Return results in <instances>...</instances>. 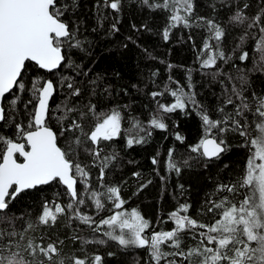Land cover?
<instances>
[{"label":"snow or ice","instance_id":"snow-or-ice-1","mask_svg":"<svg viewBox=\"0 0 264 264\" xmlns=\"http://www.w3.org/2000/svg\"><path fill=\"white\" fill-rule=\"evenodd\" d=\"M143 3L152 10L170 13L168 27L163 32L165 40L169 38L172 28L192 27V0H160L153 3L143 0ZM74 4L75 0L71 6L74 7ZM103 6L119 12L121 0H104ZM247 8V3L243 8H238L231 22L247 23L249 29H259L261 37L257 51L260 60L264 61V24L261 23L264 9L256 16L248 17L244 11ZM69 9L70 5L60 0H0V122L11 120L15 123L14 116H6L4 100L6 95L12 94L9 103L12 111H15L20 94L26 90L23 74L27 64L34 63L39 69L52 73L66 62L65 46L84 50L85 41L77 36L79 25L70 27L63 19ZM198 19L210 33L200 52V57L207 53L206 58L201 60V67L215 68L218 61L227 63L230 57L220 48L224 30L213 20L204 17ZM213 40L215 46L211 43ZM240 59H248V53L243 52ZM68 65L72 66L71 61H68ZM220 74L218 70L214 75ZM224 75L229 81L233 80L232 76ZM236 79L242 84L246 83L243 75ZM90 83L96 84V81ZM64 87L71 90L69 97L54 110L50 109L49 101L58 88ZM192 87L189 83L188 91H185L177 82L175 89L166 85L162 91L150 93L156 103V111L146 124L132 117L129 121L131 127L124 129L122 124L125 117L119 108L105 112L98 111L91 101L82 107L69 103L72 97L81 95V89L75 85L73 77L62 76L58 83L52 79L34 78L28 91L36 104L28 113V122L15 123L13 136L0 135V213L5 212L10 203L26 190L57 184L65 188L68 202L45 201L38 217L41 225L55 224L59 216H67L87 225L94 232L102 231L104 236L124 248H146L150 264H264V96L254 94L249 100L243 94V88L238 89L233 83L231 95H228L225 104L234 105V113H225L224 107H220L217 111L223 113L222 118L213 119L196 99ZM166 93L174 98L170 104L157 100ZM237 100L239 103H236ZM32 102V99L28 100L24 107L27 109ZM188 109L199 116L203 130L200 141L190 146L191 152L209 160L219 158L229 147L223 139L225 132L237 131L244 137L245 142L241 146L249 149V156L244 175L238 181L239 187L237 184H221L217 191L236 195L239 188H243L246 193L238 204L228 196L219 201L209 199L206 202L207 211L219 216L212 223L204 224L182 214L187 213L190 207L184 204L169 216L174 224L172 229L146 235V230L151 227L150 222L135 208L129 210L124 207L127 201L121 197L119 186L104 182L106 171L117 159V154H106L103 145L120 137L122 131L128 137L126 143L129 147L144 143L146 137L151 136L152 129L167 130L163 114L176 110L187 112ZM246 113L253 118L251 125ZM51 120H55L58 130L50 125ZM88 120L92 123L86 127ZM249 128L256 133L255 136ZM175 139L180 142L184 140L179 133L175 134ZM173 152L174 149H169L165 166L168 171H175L179 175L181 163L174 159ZM83 154L90 157V163L82 162ZM158 162L157 157L152 158L154 165ZM187 165L188 161H183V166ZM93 167L99 170L95 185L90 172ZM134 175L139 176V173ZM180 187L183 188V185ZM89 202L96 215L102 211L110 214L99 220L88 215L81 209ZM5 219V216H0V222ZM28 228H32V225L29 224ZM185 235H190L196 243L182 247ZM43 239L41 237L39 243L29 239L26 245H22L23 233L0 230V264H65L66 259L70 264L102 262L100 255L65 258L61 255L62 240L45 245ZM83 243L104 244L106 241L85 240ZM165 247L170 250H165Z\"/></svg>","mask_w":264,"mask_h":264},{"label":"trees","instance_id":"trees-1","mask_svg":"<svg viewBox=\"0 0 264 264\" xmlns=\"http://www.w3.org/2000/svg\"><path fill=\"white\" fill-rule=\"evenodd\" d=\"M60 2L70 5L63 19L70 27L79 25L77 36L85 41L84 50L65 46L66 62L52 73L39 69L33 63L27 64L23 74L26 90L20 94L15 111H12L9 103L12 94L4 100L6 116H14L15 123L26 124L30 118L28 113L34 109L36 101L28 88L36 77L52 79L54 83H58L62 76L73 77L75 85L81 89V95L72 97L69 103L82 107L91 101L98 111L105 112L119 108L125 117L122 124L124 129L131 127L129 121L132 117L146 124L156 111V103L150 93L162 91L166 85L175 89L177 82L185 91H188L191 83L196 99L213 119L222 118L223 113L217 111L220 107H224L225 113H234V105L225 104L228 95H231L233 83L238 89L243 88V94L249 100L254 94L264 96V61L260 60L257 51L261 33L258 28L249 29L247 23L231 22V17L245 3L248 4V8L244 9L247 16H256L264 9V0H192V27L170 29L167 40L163 32L168 27L170 13L152 10L143 0H121L119 12L104 7V0H75L74 7L71 6L73 0ZM200 17L215 21L224 30L220 48L230 57L227 63L218 61L215 68L201 67V60L206 58L207 53L200 57V52L210 33L198 19ZM261 23L264 24V17ZM197 24L201 26L197 27ZM211 43L215 46L216 42L213 40ZM243 52L248 53V59H240ZM68 61H71L72 66L68 65ZM218 70L221 74L214 75ZM224 74L232 76L233 80L229 81ZM242 75L246 77V83L243 84L236 79ZM93 80L96 84L90 83ZM106 88L108 91H105ZM70 91L66 87L58 88L49 101L50 109L54 110L65 102ZM30 99L33 102L26 109L24 106ZM173 99L167 93L157 97L164 104L172 103ZM246 115L251 125L253 118L249 113ZM163 120L168 126L167 130L152 129L151 136L146 137L144 143L129 147L126 143L128 137L122 131L120 137L103 145L106 154H117V159L106 171L104 182L119 186L121 197L127 201L124 207L129 210L135 208L150 222L151 227L146 230V235L153 231L172 229L174 224L169 216L180 205L190 206L188 212L182 214L209 224L219 218L217 213L207 211L206 202L209 199L219 201L228 196L233 203L238 204L246 193L243 188H239L236 195L217 191L221 184H237L239 187L238 181L244 175L249 149L241 146L245 141L239 132H225L223 139L229 146L227 151L217 159L207 160L190 151V146L197 144L203 136L202 122L195 111L176 110L163 114ZM15 123L11 120L0 122V135L13 136ZM49 123L54 130H58L55 120ZM91 123L88 120L86 127ZM249 131L253 136L256 135L252 128ZM176 133L184 138L183 142L175 139ZM169 149H174V159L181 163L179 175L166 169ZM153 157L159 161L155 165L152 163ZM81 160L90 163V157L86 154L81 156ZM185 160L188 161L187 166H183ZM90 172L95 185L99 170L93 167ZM134 173H139V176ZM57 193L60 195L57 196ZM53 200L60 204L68 202L63 186L51 184L21 193L5 212L0 213V216L6 217L0 222V230L23 233L22 245H26L29 239L39 243L41 237L45 245L62 240L61 255L65 258L100 255L101 264H150L146 248H124L104 236L102 231L94 232L87 225L67 216H59L55 224H39L38 217L45 201ZM81 210L95 216L97 220L110 214L102 211L96 215L91 202ZM29 224L32 228H28ZM85 240H105L106 243L84 244ZM195 243L190 235H185L182 247L187 248ZM165 250L170 249L165 247ZM24 255L27 256L26 253ZM65 264H70V261L66 259Z\"/></svg>","mask_w":264,"mask_h":264},{"label":"water","instance_id":"water-1","mask_svg":"<svg viewBox=\"0 0 264 264\" xmlns=\"http://www.w3.org/2000/svg\"><path fill=\"white\" fill-rule=\"evenodd\" d=\"M33 64H34V63H33ZM43 71H45V70H43ZM56 71H58V69H57V70H54L53 72H56ZM46 72H47V71H46ZM8 95H9V94H8ZM8 95H6V97H7ZM6 97H5V98H6ZM223 153H224V152H223ZM223 153H221L220 156H221ZM220 156H219V157H220ZM206 159H207V158H206ZM214 159H217V158H212L211 160H214ZM207 160H209V159H207ZM42 186H45V185H42ZM38 187H41V186H38ZM30 190H33V189H30ZM26 191H28V190H26Z\"/></svg>","mask_w":264,"mask_h":264}]
</instances>
